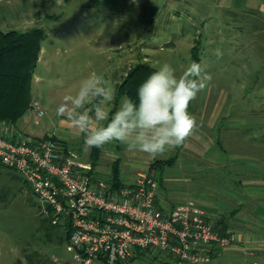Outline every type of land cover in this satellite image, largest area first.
Returning a JSON list of instances; mask_svg holds the SVG:
<instances>
[{
  "label": "rangeland",
  "instance_id": "374dc122",
  "mask_svg": "<svg viewBox=\"0 0 264 264\" xmlns=\"http://www.w3.org/2000/svg\"><path fill=\"white\" fill-rule=\"evenodd\" d=\"M246 7L244 0L232 8L220 0H0L3 32L42 28L46 34L32 80V108L17 127L9 125L10 130L36 138L65 137L75 146L81 133L57 116L56 106L64 95L78 89L83 78L96 71L115 89L139 62L157 69L168 63L179 74L193 61L190 48L197 38L201 62L212 74L211 84L189 108L196 114L197 128L206 127L210 114L217 112L221 120L213 134L221 124L264 123V111L257 114L264 109V98L257 100V93H264V80L257 75V65L264 60V34L257 35V14L263 15ZM216 49L222 51V58L216 57ZM238 117L246 120L238 121ZM195 133L197 129L182 146L156 158L119 145L109 148L112 156L92 160H98L96 172L102 179L110 175V158L120 160L122 176L128 179L149 172L153 162L164 161V167L159 164L154 169L163 203L190 202L208 211L222 208L228 212L237 205L234 198L225 196L226 190L235 187L234 171H230L234 164L229 162L236 149L224 146L226 151H222L216 144L197 147L201 142L193 139ZM248 140L247 147H242L248 157H238L242 165L252 163L256 156V142ZM81 147L78 144L72 150L78 152ZM176 154L178 159L167 163ZM39 204L21 175L1 165L0 264H73L68 242L59 238L62 231L41 220ZM247 246V252L227 248L224 256L210 264H257V245ZM126 264L179 263L175 257L150 250Z\"/></svg>",
  "mask_w": 264,
  "mask_h": 264
},
{
  "label": "built area",
  "instance_id": "2783aa9c",
  "mask_svg": "<svg viewBox=\"0 0 264 264\" xmlns=\"http://www.w3.org/2000/svg\"><path fill=\"white\" fill-rule=\"evenodd\" d=\"M0 163L30 186L41 219L69 230L73 264H126L150 250L179 264H210L218 250L241 241L197 204L163 203L155 174L138 172L118 186L53 135L29 137L2 124Z\"/></svg>",
  "mask_w": 264,
  "mask_h": 264
},
{
  "label": "clouds",
  "instance_id": "9594fccd",
  "mask_svg": "<svg viewBox=\"0 0 264 264\" xmlns=\"http://www.w3.org/2000/svg\"><path fill=\"white\" fill-rule=\"evenodd\" d=\"M214 54L218 59L223 55L220 49ZM211 81L203 62L193 60L179 74L164 63L138 86L135 99L122 97L113 111L116 92L111 81L91 71L75 92L62 97L56 114L83 135L86 150L117 142L130 152L156 158L182 146L197 129L189 108Z\"/></svg>",
  "mask_w": 264,
  "mask_h": 264
},
{
  "label": "crops",
  "instance_id": "0c3cea01",
  "mask_svg": "<svg viewBox=\"0 0 264 264\" xmlns=\"http://www.w3.org/2000/svg\"><path fill=\"white\" fill-rule=\"evenodd\" d=\"M221 3L228 6V8H232L235 5H241L243 0H220ZM245 4H247L246 8L251 10H257V12L261 13L263 16L260 17L257 14V35L264 34V3H261L259 0H244ZM205 23H203L204 25ZM264 36V35H263ZM208 42L210 45L213 43L212 37H209ZM199 46V62H201L202 57V48L200 39H195L194 45L190 48L191 51V58L192 56V49L194 46ZM194 60V59H193ZM198 62V63H199ZM257 75L259 80H264V60L257 65ZM261 78V79H260ZM263 83V82H262ZM117 87V85H116ZM116 92V88H115ZM124 97V96H122ZM121 97V98H122ZM127 97V96H126ZM113 103V111H115L116 107H118L119 102ZM264 93H257V100L263 99ZM264 109L257 110V114L261 115ZM196 116V114H193ZM241 119H245V117H238V121ZM221 118L219 113H211L209 118L207 119L206 127L202 129L197 128V133H195L196 142L200 141V144H197V147H205L209 144H216L221 148L222 151H226L224 146L234 147L236 149L234 159H231L229 164H234L230 171H234L235 180L234 186L232 189L226 190L225 196L230 198H234L235 200V207H233L230 211H226L222 208L214 209L208 211L206 210L209 216L213 221H224L225 224L230 226L229 229L236 232L239 235L240 243L235 246L229 247L233 251L235 250H243L247 252V249L250 244L257 245V264H264V123L262 120H257V126L246 125L244 123L241 124H229L224 125L221 124L220 129H217L216 133L213 134V129L217 127ZM2 129V125H0V130ZM255 129V130H253ZM255 131V132H254ZM247 132L249 135H247ZM61 141H63L70 149L72 147H76V145L81 144L82 147L84 146L83 135L81 134L80 140L74 146L70 143L65 137H60ZM256 142L254 144L256 148L255 157H250L253 159V162L246 165H242L239 162L238 157L242 154V147H247L245 141ZM226 142V143H225ZM119 143L114 142L112 144L105 145L103 148H99L98 150V157L99 160L101 155L112 156V152L109 148L114 146L116 149L119 148ZM81 153L80 151L74 152L78 155V157L82 160V162L89 164L92 166V170L97 177L100 178V175L96 172V164H93L92 158H94L95 148L91 147L90 150H85ZM108 152V154H107ZM105 153V154H104ZM249 153H243L242 155L248 157ZM251 156L253 154L250 153ZM172 157H175L174 161H176L179 157V154H176ZM108 158H104V161ZM111 162V172L112 167L115 163L119 164L120 171L122 173L120 167V160L112 158L108 159ZM107 160V161H108ZM219 162H224L222 159H219ZM227 163V162H226ZM237 163V164H236ZM236 164V165H235ZM150 166H148V169ZM110 172V175H111ZM110 175L107 177L109 178ZM237 177V178H236ZM226 197V198H228ZM244 244L246 246H242ZM228 248V249H229ZM225 249L218 250L214 255V260L218 257L224 256ZM219 264V263H218ZM222 264V263H221Z\"/></svg>",
  "mask_w": 264,
  "mask_h": 264
},
{
  "label": "trees",
  "instance_id": "16d2710c",
  "mask_svg": "<svg viewBox=\"0 0 264 264\" xmlns=\"http://www.w3.org/2000/svg\"><path fill=\"white\" fill-rule=\"evenodd\" d=\"M45 37L46 34L42 28H32L25 32L18 30L3 32L0 29V124L17 127V122L32 108V80ZM199 54V46L196 45L192 49V56L196 62H199ZM156 70L158 69L148 62L133 65L116 87L115 102H118L122 96L135 99L138 86ZM44 137L46 138L47 135ZM98 150L99 148H95L94 158L96 159ZM171 159L173 160L167 163H172L175 157ZM93 164L95 165L96 161H93ZM159 164L164 167L165 163L164 161L153 162L149 172L155 174L154 169H158ZM109 179L118 186L122 184L123 176L118 163L113 165ZM41 220L50 223L47 219ZM50 225L53 230L62 231L59 237L61 240L66 239L69 242L70 233L65 226L51 223ZM216 225L223 231H232L224 221H217ZM142 253L144 251L136 252L130 261Z\"/></svg>",
  "mask_w": 264,
  "mask_h": 264
}]
</instances>
